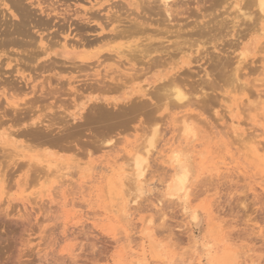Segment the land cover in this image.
Segmentation results:
<instances>
[{"label": "rangeland", "instance_id": "374dc122", "mask_svg": "<svg viewBox=\"0 0 264 264\" xmlns=\"http://www.w3.org/2000/svg\"><path fill=\"white\" fill-rule=\"evenodd\" d=\"M22 1L32 9L35 22H51L49 28L40 25L41 20L34 28L32 22L28 28L37 46L11 48L9 56L24 57L25 48L38 49L39 55L43 45L53 53L49 58L40 54V63L48 64L54 57L58 64L65 61L61 65L68 69L59 65L56 71L37 75L23 67L27 80L36 79L21 83L24 94L7 93L13 104L23 108L19 114L10 109L0 90V264H264V18L250 6L251 0H179L173 9L180 15L165 22L158 0ZM11 5L1 0V21L18 25L21 18L13 7L9 9ZM88 18L103 24L104 39L116 27L128 26L126 32H134L129 28H135L132 24L137 21L146 31L140 33L144 37L126 33L124 39L119 36L95 47L91 43L101 29L86 23ZM198 24L207 25L203 38L193 31ZM178 32L182 33L178 36ZM145 36L158 45L162 41L165 54L150 52L146 63L137 64L106 52H131L127 47L134 51ZM178 45L182 51L176 49ZM73 50L110 55L86 65L75 59ZM243 50L245 59L240 56ZM189 56L193 60L183 64ZM151 57L161 58V67H154ZM179 66L180 76L188 79L184 85L189 82L185 108L164 93L168 78L161 82L158 75ZM148 67L152 69L146 71ZM133 73H140L139 77ZM32 85L39 90L34 92ZM140 87L150 95L143 97ZM184 120L189 134L182 126ZM34 124L41 127L39 131L50 126L52 137L50 132L45 140L52 141L38 142L20 133ZM155 130L161 135L155 136L140 191L133 176L134 158L139 153L147 156ZM172 153L180 154L192 171L186 202L168 195L176 174Z\"/></svg>", "mask_w": 264, "mask_h": 264}, {"label": "bare ground", "instance_id": "6f19581e", "mask_svg": "<svg viewBox=\"0 0 264 264\" xmlns=\"http://www.w3.org/2000/svg\"><path fill=\"white\" fill-rule=\"evenodd\" d=\"M7 0H5V2H6ZM20 1H22V0H8V2H10V7L11 8H9L10 10L12 9V7L17 11L16 13H18V16H19V18H21V19H19L20 21H19V23H18V25L16 26L15 25V23L13 24V25H9L8 24V20H7V24L5 23V22H3V20L1 21V15H0V90H1V95L2 96H4L5 97V99H6V101L8 102V105H9V107H10V109L11 108H13L14 110H15V112L17 113L18 111H20L21 109H23V108H20L18 105H15V104H13L10 100H11V98H13V97H11V96H8L7 97V93L9 94V92L11 93V91H12V93H19V94H24L23 92L24 91H22L21 89L23 88V86L22 85H25V84H21V83H23L24 81H30L31 80V82H35L34 80L36 79H33V81H32V79L30 78L29 79V77H28V80H27V75H25L24 74V70H22V68L23 67H25V68H29V69H33V71L34 72H40L41 73V75H44L45 74V72H50L51 70H53L54 68H57L59 65H63V63L65 62H63V63H61V64H58L57 62H55V61H57L54 57L52 58V60H51V58H50V61H52V62H50V63H48L47 64V60H45V62H46V64L45 63H40L39 61V56H40V54L41 55H44V54H46L47 55V58H49V56H51V54L53 53L52 51L50 52V50L51 49H48L47 47H44L43 45H42V49H41V53L38 55L37 53H38V49L36 50V49H32V50H29V49H26L25 48V50H24V53H21V55H23L24 57H20L19 59H13V58H11L10 56H9V54L10 53H8V52H10V49L12 48H15V47H27V46H32V45H34L36 42H35V40L33 39V37H32V35L30 34V32H29V29L30 28H28V27H30L32 24V22H35L33 19H32V17H34L33 15L31 16V14L30 13H32V12H30V11H32V9L30 10V9H28L27 7H24V6H28V5H26V4H24V3H22V2H20ZM211 1V0H210ZM214 1V0H213ZM217 1V0H216ZM219 1V0H218ZM227 1V0H226ZM240 1V0H239ZM249 1V0H248ZM3 2L4 1H2V4H3ZM41 2V1H40ZM89 2V1H88ZM158 2L160 3L161 2V7L160 8H162V6H163V11H164V18L166 17V19H164V22L166 21V20H170V18H171V21H172V18H173V16H177V15H180L179 14V12H177L176 10H174L173 8L174 7H176L177 5H178V2H179V0H158ZM215 2V1H214ZM222 2V1H221ZM250 2V1H249ZM0 3H1V0H0ZM44 3H46L45 1H44ZM55 3V2H54ZM114 3V2H113ZM115 3H117V2H115ZM120 3V2H119ZM140 3V2H139ZM152 3V2H151ZM213 3V2H212ZM217 3V2H216ZM253 3V4H252ZM23 4H24V6H23ZM111 4V3H110ZM121 4H122V2H121ZM247 4H249V3H247ZM246 4V5H247ZM8 5V4H7ZM38 5H40V4H38ZM123 5V4H122ZM144 4H142V6H143ZM148 5V4H147ZM252 5H254V7L255 8H257L258 10H259V14H261V15H263V18H264V0H251V5L250 6H252ZM111 6V5H110ZM145 6V5H144ZM39 7V6H38ZM46 7V6H45ZM106 7V6H105ZM117 7H118V4H117ZM123 7V6H122ZM133 7H134V5H133ZM139 7H141V6H139ZM180 7V6H179ZM207 7V6H206ZM205 7V8H206ZM246 7V6H245ZM244 7V8H245ZM249 7V6H248ZM1 8V7H0ZM32 8V7H31ZM47 8V7H46ZM45 8V9H46ZM120 8V7H119ZM126 8V7H125ZM128 8V7H127ZM145 8V7H144ZM204 8V9H205ZM247 8V7H246ZM13 9V10H14ZM44 9V8H43ZM93 9V8H92ZM122 8H120V10H121ZM151 9V8H150ZM157 9V8H156ZM209 9H210V7H209ZM242 10H244L243 8H241ZM249 9V8H248ZM55 10V9H54ZM91 10V9H90ZM119 9H118V11H120ZM133 10V9H132ZM198 10H200L199 8H198ZM208 10V9H207ZM247 10V9H246ZM250 10V9H249ZM36 11V10H35ZM45 11V10H44ZM50 11V10H49ZM53 11V10H52ZM78 11V10H77ZM134 11V10H133ZM151 11H153V12H155L154 10H152L151 9ZM159 11H160V9H159ZM163 11H160V12H162V14H163ZM13 12V11H12ZM11 12V13H12ZM90 12V11H89ZM97 12V11H96ZM99 12V11H98ZM110 12V11H109ZM145 12V11H144ZM143 12V13H144ZM244 12V11H243ZM247 12V11H246ZM246 12H244V13H246ZM249 12V11H248ZM254 12H256V11H254ZM2 13L4 14V12H3V10H2ZM10 13V12H9ZM10 13V14H11ZM46 13V12H45ZM78 13V12H77ZM79 13H81V12H79ZM95 13V12H94ZM114 13V12H113ZM131 13V12H130ZM140 13V12H139ZM150 13V12H149ZM155 13H158V12H155ZM155 13H153V15L155 14ZM1 14V13H0ZM2 14V15H3ZM7 14V13H6ZM97 14V13H96ZM138 14V13H137ZM136 14V15H137ZM158 14H160V13H158ZM157 14V15H158ZM174 14H177V15H174ZM246 14H248V13H246ZM246 14H244V15H246ZM252 15L254 14V13H251ZM13 15V14H12ZM15 15V14H14ZM63 15V14H62ZM121 15H123V14H121ZM131 15H134V13L132 12V14ZM150 15V14H149ZM151 15H152V12H151ZM261 15H260V17H261ZM4 17H5V14L3 15ZM7 16V15H6ZM16 16H17V14H16ZM114 16V15H113ZM119 16V15H118ZM129 16H130V14H129ZM156 16V15H155ZM206 16V15H205ZM248 16H250L249 14H248ZM69 17V16H68ZM77 17V16H76ZM91 17V16H90ZM93 17V16H92ZM107 17V16H106ZM128 17V16H127ZM141 17V16H140ZM144 16H142V18H143ZM150 17V16H149ZM160 17V16H159ZM162 17V16H161ZM200 17V16H199ZM246 17V16H245ZM255 17H257V16H255ZM260 17L258 16V18L260 19ZM7 18H9V17H7ZM110 18H111V16H110ZM118 18V17H117ZM155 18V17H154ZM66 19H68V18H66ZM65 19V20H66ZM82 19V18H81ZM84 19H86V18H84ZM84 19H83V21H84ZM134 19V18H133ZM146 18H144V20H145ZM156 19V18H155ZM161 19V18H160ZM160 19H159V21H160ZM163 19V18H162ZM243 19H244V17H243ZM247 19V18H246ZM258 19V20H259ZM4 20H5V18H4ZM39 20H41V21H44L43 23L41 22L40 23V25H42V26H44V25H47V23H49V22H51L50 20L47 22V21H45V20H42V19H39ZM38 19H37V21L38 22H40ZM63 20V19H62ZM61 20V21H62ZM79 20V19H78ZM97 20V19H96ZM110 20H112L113 21V19H110ZM137 20V19H136ZM143 20V19H142ZM148 20H150V19H148ZM176 20V19H175ZM252 20V19H251ZM256 20H257V18H256ZM9 21H11V20H9ZM36 21V22H37ZM67 21V20H66ZM106 21V20H105ZM105 21H104V23H105ZM155 21V20H154ZM158 21V19L156 20V22ZM163 21V20H162ZM212 21H215V20H212ZM217 21V20H216ZM264 21V20H263ZM33 23V26H34V28H36V26H38V22L37 23ZM86 23H88L91 27H100V29H101V33L99 34V36H98V39L97 40H94V41H92V43L91 44H95V47H96V45L98 46L99 44H103V43H105V42H108L109 40H113V39H115V38H119V36H121V38L122 37H126L125 36V34L127 33L126 31H127V27L126 28H121L122 30H118L117 28H119V27H116V28H114V29H112V31L110 30V34L111 35H109V34H107L109 37H108V39H104L105 37L103 36V35H105L104 34V31H105V27L103 26V24L102 23H99V22H97V21H93V20H91V18H88V21H85ZM84 22V23H85ZM119 22V21H118ZM126 22V21H125ZM129 22V21H128ZM135 22V21H134ZM153 22V21H152ZM250 22V21H249ZM13 23V22H12ZM111 23V22H110ZM140 22L139 21H137V22H135V23H133L132 24V22H131V24L132 25H134L135 26V28L134 27H132V28H134V29H130L129 28V30H133L136 34L138 33V34H144V32L146 31V27L145 28H143V22L141 23V24H139ZM155 23V22H154ZM218 23V22H217ZM51 24V26H52V23H50ZM67 24V23H66ZM65 24V25H66ZM128 24V23H127ZM215 24V23H214ZM213 24V25H214ZM220 24V23H219ZM241 24V23H240ZM243 24V23H242ZM9 25V26H8ZM81 25V24H80ZM87 25V24H86ZM116 25V24H115ZM156 25V24H155ZM162 25V24H161ZM168 25V24H167ZM192 25V24H191ZM195 25V24H194ZM199 25V24H198ZM198 25H197V27H195L194 29H196V31L193 29V31H194V33H196L197 34V36H200V37H202L204 34H207V25L205 26H203L202 25V27L200 26V27H198ZM210 25V24H209ZM212 25V27H214ZM226 25V24H225ZM48 26V28H49V24L47 25ZM46 26V27H47ZM112 26H114V25H112ZM119 26V25H118ZM124 26V25H123ZM122 26V27H123ZM189 27H190V25H188ZM228 26V25H227ZM244 26V25H243ZM246 26V25H245ZM58 27H60V26H58ZM70 27V26H69ZM76 27V26H75ZM78 27V26H77ZM130 27H131V25H130ZM172 27V26H171ZM205 27V28H204ZM211 27V26H210ZM257 27V26H256ZM33 28V27H32ZM33 28V29H34ZM71 28V27H70ZM175 28V27H174ZM216 28V27H215ZM227 28H229V27H227ZM40 29H41V27H40ZM60 29V28H59ZM111 29V28H110ZM238 29V28H237ZM245 29H246V27H245ZM41 30H43V29H41ZM44 30H47V29H44ZM177 29H175V31H176ZM210 30V29H209ZM80 31V30H79ZM156 31V30H155ZM154 31V32H155ZM161 31V30H160ZM174 31V32H175ZM180 31V30H179ZM183 31V30H182ZM31 32H32V30H31ZM58 32V31H57ZM134 32H128L127 33V35L129 34V33H131L130 35H131V38H132V35H134V34H132V33H134ZM158 32V31H157ZM185 32V31H184ZM188 32V31H187ZM236 32V31H235ZM259 32V31H258ZM62 33V32H61ZM60 33V34H61ZM67 33V32H66ZM108 33V32H107ZM159 33V32H158ZM161 33V32H160ZM159 33V34H160ZM176 33V32H175ZM179 33L180 32H178V36H179ZM182 33V32H181ZM180 33V34H181ZM209 33V32H208ZM211 33H212V30H211ZM210 33V34H211ZM228 33H229V31H228ZM227 33V34H228ZM248 33V32H247ZM35 34V33H34ZM33 34V36H35ZM48 34H50V33H48ZM89 34V33H88ZM140 34V35H141ZM158 34V35H159ZM163 33H161V35H162ZM164 34H167V33H164ZM177 34V33H176ZM186 34V33H185ZM222 34V33H221ZM226 34V33H225ZM244 34V33H243ZM242 34V35H243ZM261 34V33H260ZM245 35V34H244ZM264 35V34H263ZM86 36V35H85ZM106 36V35H105ZM137 36V35H136ZM141 36H143V35H141ZM239 36H241V35H239ZM66 37H68V36H66ZM82 36H80V38H81ZM84 37V36H83ZM87 37V36H86ZM85 37V38H86ZM95 37V36H94ZM128 38L130 37V36H127ZM144 37V36H143ZM146 37V36H145ZM174 37H175V35H174ZM200 37H198V38H200ZM44 38V37H43ZM102 38V39H101ZM124 38H122V39H124ZM127 38V39H128ZM182 38V37H181ZM203 38V37H202ZM220 38H222V37H220ZM236 38V37H235ZM41 39V38H40ZM64 39V38H63ZM130 39V38H129ZM128 39V40H129ZM170 39V38H169ZM186 39H187V37H186ZM62 40V39H61ZM74 40V39H73ZM144 40V39H143ZM140 41V43H141V45H138V44H136L137 45V48L133 51V49H129V47H127V46H125V47H127L128 48V50H131V52L129 51V52H124V51H116L115 49V51H112V50H109V51H106V52H108V53H114V56L115 57H117L119 60H124V61H126V60H128L127 62H132L133 60H136V62H138L137 64H140V61H142V63L144 62V59L146 58V57H150V52L151 53H155V54H160V56L161 55H163V54H165V52L167 51V47L166 46H163V43H159V45H158V42H156V40L155 39H153L151 36L150 37H146L145 38V40L144 41ZM185 40V39H184ZM199 40V39H198ZM236 40V39H235ZM158 41H160V40H158ZM182 41V40H181ZM186 41H188V40H186ZM42 42V41H41ZM82 42H83V40H82ZM87 42H89V41H87ZM179 42V41H178ZM178 42H176V43H174V45L175 44H179ZM70 43V42H69ZM73 43V42H72ZM139 43V44H140ZM142 43H144L143 45H142ZM184 42L182 41V44H183ZM186 43V42H185ZM42 44V43H41ZM58 44V43H57ZM60 44V43H59ZM68 44V43H67ZM157 44V45H156ZM181 44V45H182ZM78 45V44H77ZM86 45V44H85ZM35 46V45H34ZM33 46V47H34ZM36 46H37V43H36ZM69 46V45H68ZM134 46V45H133ZM169 46V45H168ZM86 48H87V46H85ZM88 47H90V46H88ZM100 47H103V45L102 46H100ZM124 47V46H123ZM170 47V46H169ZM172 47V46H171ZM176 47V49L177 50H180V51H182L181 50V48H179V45H178V47L177 46H175ZM28 48V47H27ZM39 48V47H38ZM67 47L66 46H64L63 47V49H66ZM70 48V47H69ZM79 48V47H78ZM127 48H125V49H127ZM134 48V47H133ZM185 48V47H184ZM190 48V47H189ZM198 48V47H197ZM217 48V47H216ZM12 49H11V52H12ZM74 49V48H73ZM102 49V48H101ZM166 49V50H165ZM191 49V48H190ZM14 50V49H13ZM121 50V49H120ZM124 50V49H123ZM127 50V51H128ZM192 50V49H191ZM15 51L17 52V50L15 49ZM21 52L23 51L22 49L20 50ZM20 51H18V52H20ZM26 51V52H25ZM99 52H97V53H82V54H78L77 52H75L74 50L72 51V55H74L75 56V59H77V60H79V63L80 64H86V65H89L90 63H91V61H94L95 59H97V60H100L102 57H106V55H108V54H106V53H104V52H102V51H100V50H98ZM168 51H169V49H168ZM202 51V50H201ZM43 52H44V54H43ZM82 52V51H81ZM171 52V51H170ZM175 52V51H174ZM179 52V51H178ZM186 52H188V51H186ZM202 52H204V51H202ZM133 53H135V54H133ZM168 53V52H167ZM172 53V52H171ZM201 53V52H200ZM15 54V53H14ZM132 54V55H131ZM169 54V53H168ZM179 54V53H178ZM194 54V53H193ZM196 54V53H195ZM202 54V53H201ZM15 55H17V54H15ZM19 55V54H18ZM17 55V56H18ZM110 55V54H109ZM108 55V56H109ZM112 55V54H111ZM217 55V54H216ZM221 55V54H220ZM16 56V57H17ZM45 56V55H44ZM53 56V55H52ZM128 56H132L131 58L129 57L128 58ZM219 56V55H218ZM240 56H242V58H246L247 56H246V52L243 50L242 52H241V55ZM239 56V57H240ZM16 57H14V58H16ZM138 57H139V60H138ZM158 58H159V56H157ZM176 57H178L179 58V56L177 55ZM185 57V56H184ZM215 57H217V56H215ZM220 57V56H219ZM224 57V56H223ZM152 58V57H151ZM189 58V59H188ZM227 58V57H226ZM230 58V57H229ZM46 59V58H45ZM55 59V61H53ZM104 59V58H103ZM161 59V58H160ZM154 60L153 58L152 59H150L151 61H152V65L154 66V67H156V68H159V67H161V63H162V61L161 60ZM187 61H183L182 63L183 64H185V65H189L190 64V62H191V60H193V59H191L190 58V56L189 57H187ZM211 59V58H210ZM243 59V60H244ZM4 60H6L5 62H4ZM164 60V59H163ZM167 60V59H166ZM185 60V59H184ZM198 60V59H197ZM223 60V59H222ZM227 60V59H226ZM229 60V59H228ZM231 60V59H230ZM123 61V62H124ZM195 61V60H194ZM225 61V59L223 60V62ZM15 62V64H13ZM62 62V61H61ZM99 62V61H98ZM106 62V61H105ZM116 62V61H115ZM122 62V63H123ZM149 62V60L147 61V64H149L148 63ZM220 62V61H219ZM244 62V61H243ZM242 62V63H243ZM250 62V61H249ZM60 63V62H59ZM119 63V62H118ZM117 63V64H118ZM121 63V62H120ZM121 63V64H122ZM125 63V62H124ZM144 63H146V62H144ZM143 63V64H144ZM169 63V62H168ZM65 64H67V63H65ZM65 64L63 65V66H65ZM75 64H77V63H75ZM75 64H73V65H75ZM131 64V63H130ZM165 64V63H164ZM182 64V65H183ZM213 64H218L217 62H215V63H213ZM221 64H222V62H221ZM61 65V66H62ZM73 65H72V67H73ZM126 65V64H125ZM180 65V64H179ZM182 65H181V67H182ZM60 66V67H61ZM62 66V68L63 69H65L66 67V69H68V66H66V67H63ZM78 66V65H77ZM76 65H75V68L77 67ZM81 66V65H80ZM165 66V65H164ZM163 66V67H164ZM178 66V65H177ZM60 67H58V69L60 68ZM70 67V66H69ZM79 67V66H78ZM77 67V68H78ZM83 67V66H82ZM88 67V66H87ZM94 67V66H93ZM99 67V66H98ZM121 67H123V66H121ZM151 67V66H150ZM153 67V68H154ZM167 67V66H166ZM180 67V66H179ZM179 67H177V69H175V68H172L170 71H168V72H166V73H164L163 71H161V72H159V80H161V82L162 81H165V79H167L168 78V80H167V85H165V84H163V87H162V90L164 91V93L166 92V93H169V94H171V95H173V99L172 100H174L173 102H174V104H176L177 103V105H179V107L180 108H185L184 106H186L187 104H188V102H187V93H185V92H187V91H185V86L189 83H187L186 85H184L185 83V80L187 79V78H185V79H183L181 76H180V70H181V67L179 68ZM216 67V66H215ZM222 67V66H221ZM75 68H69V69H72L74 72H76L74 69ZM134 68V67H133ZM184 67H182V69H183ZM223 68V67H222ZM24 69V68H23ZM28 69V70H29ZM80 69V68H79ZM90 69V68H89ZM88 68H87V71L89 70ZM93 69V68H92ZM124 69V68H123ZM132 69V68H131ZM131 69L130 70H128V71H131ZM149 69V71H150V69H152V68H147L146 69V71ZM242 69V68H241ZM26 70V69H25ZM31 70H29V71H31ZM55 70V69H54ZM122 70V69H121ZM124 70H126V69H124ZM135 70H136V72H138L137 71V68H135ZM139 70V69H138ZM163 70V69H162ZM223 70H225V69H223ZM227 70H228V68H227ZM240 70V69H239ZM56 71V70H55ZM58 71H60V70H58ZM63 71V70H62ZM61 71V72H62ZM79 71V70H78ZM82 71V70H81ZM84 71V70H83ZM85 71H86V69H85ZM132 71H134L133 69H132ZM142 71V70H141ZM146 71H144L143 70V72H146ZM167 71V70H166ZM33 72V73H34ZM39 72H38V74L37 75H40L39 74ZM53 72V71H52ZM51 72V73H52ZM102 72V71H101ZM135 72V71H134ZM135 72V73H136ZM44 73V74H43ZM56 73V72H55ZM71 73V72H70ZM125 73H127V72H125ZM135 73H133V74H135ZM141 73V72H140ZM140 73H138V74H140ZM234 73V72H233ZM47 74V73H46ZM88 74H90V73H88ZM109 74H111V73H108V75ZM132 74V73H131ZM138 74L136 75L135 74V77L136 76H138ZM147 74L148 73H145L143 76H147ZM210 74V73H209ZM239 74V73H238ZM36 75V74H35ZM94 75V74H93ZM116 75V74H115ZM125 75V74H124ZM170 75V76H169ZM206 75V74H205ZM90 76V75H89ZM122 76V75H121ZM126 76V75H125ZM129 76V75H128ZM127 76V77H128ZM132 76H134V75H132ZM142 76V75H141ZM198 76V75H197ZM207 76H208V74H207ZM239 76H241V75H238V77ZM38 77V76H37ZM46 77V76H45ZM73 77V76H72ZM79 77V76H78ZM77 77V78H78ZM92 77V76H91ZM90 77V78H91ZM96 77H98V75L96 76ZM102 77V79H104L103 78V76H101ZM123 77V76H122ZM129 77H131V76H129ZM139 77V76H138ZM23 80H21V79ZM48 78V77H47ZM47 78H46V81H47ZM110 78H112V77H110ZM131 78H134V77H131ZM142 78V77H141ZM156 78V77H155ZM51 79V78H50ZM56 79V78H55ZM61 79V78H60ZM89 79V78H88ZM94 79V78H93ZM136 79V78H135ZM239 79H240V77H239ZM243 79V78H242ZM21 80V81H20ZM79 80V79H78ZM115 80V79H114ZM122 80H123V78H122ZM132 80V79H131ZM158 80V81H159ZM188 80V79H187ZM193 81H194V79H192ZM50 81V80H49ZM94 81V80H93ZM92 81V82H93ZM102 81H104V80H102ZM101 81V82H102ZM112 81H113V79H112ZM117 81H119L118 80V78H117V80H116V82ZM205 81V80H204ZM210 81H212V80H210ZM85 82H87V81H85ZM91 82V81H90ZM113 82H115V81H113ZM160 82V83H161ZM195 82V81H194ZM209 82V81H208ZM262 82V81H261ZM264 82V81H263ZM62 83V82H61ZM163 83H165V82H163ZM197 83H198V81H197ZM205 83H206V81H205ZM212 83V82H211ZM229 83V82H228ZM31 84V83H30ZM66 84V83H65ZM120 84V83H119ZM195 84V83H194ZM96 85V84H95ZM204 85V84H203ZM238 85V84H237ZM236 85V86H237ZM264 85V84H263ZM31 86V85H30ZM33 86V85H32ZM112 86V85H111ZM122 87H123V85H121ZM188 86V85H187ZM190 86L192 87V88H195V86H193V84L192 83H190ZM201 86V85H200ZM109 87V86H108ZM205 87V86H204ZM27 88V87H26ZM28 88H29V86H28ZM36 88H38V86L36 87ZM36 88H35V86H33V91L34 92H37V90H39V88L36 90ZM79 88V87H78ZM87 88V87H86ZM117 88H119V86H117ZM116 88V89H117ZM143 88H145V86L143 87ZM142 87H140V89H139V93H141V95L143 96V97H148L150 94H149V91L148 90H144ZM187 88V87H186ZM205 88H207V85H206V87ZM242 88V87H241ZM246 88V87H245ZM24 89V88H23ZM30 89H31V87H30ZM35 89V90H34ZM81 89V88H80ZM89 89V88H88ZM107 89V88H106ZM108 89H110V88H108ZM113 89H114V87H113ZM190 89V88H189ZM188 89V90H189ZM198 89V88H197ZM43 90H44V87H43ZM57 90V88L55 89V91ZM77 90H79V89H77ZM82 90V89H81ZM86 90V89H85ZM111 90V89H110ZM124 90V89H123ZM14 91V92H13ZM22 91V92H21ZM59 91V90H58ZM62 91H64V90H62ZM68 91V90H67ZM80 91V90H79ZM109 91V90H108ZM190 91V90H189ZM189 91H188V93H189ZM201 91H203V89H201ZM21 92V93H20ZM33 92V93H34ZM60 92V91H59ZM58 92V93H59ZM70 92V91H69ZM75 92V91H74ZM78 92V91H77ZM113 92V91H112ZM153 92V91H152ZM151 92V93H152ZM162 92V91H161ZM43 93V92H42ZM61 93V92H60ZM66 93V92H65ZM64 93V94H65ZM76 93V92H75ZM78 93H81V92H78ZM110 93V92H109ZM156 93V92H155ZM158 93V92H157ZM51 94V93H50ZM67 94H69V93H67ZM73 94V93H72ZM190 94L191 93H189V98H190ZM193 94H194V92H193ZM35 95V94H34ZM52 95V94H51ZM63 95V94H62ZM158 95H160V93L158 94ZM158 95H156V96H158ZM259 95H262V94H259ZM2 96H0V97H2ZM17 96V95H16ZM66 96V95H65ZM155 96V97H156ZM163 96V95H162ZM192 96V95H191ZM11 97V98H10ZM15 97V96H14ZM78 97H80L79 95H78ZM152 97V96H151ZM165 97H166V95H165ZM165 97L163 98V99H165ZM168 97V96H167ZM262 97V96H261ZM260 97V98H261ZM264 97V96H263ZM158 98V97H157ZM170 98V97H169ZM140 99V98H139ZM31 100V99H30ZM35 100H37V99H35ZM136 100V99H135ZM166 100V99H165ZM169 100V99H168ZM132 101H134V100H132ZM163 101V100H162ZM30 102V101H29ZM128 102V101H127ZM137 102V101H136ZM17 103V102H16ZM171 104H172V102H170ZM169 103V104H170ZM187 103V104H186ZM19 104H20V102H19ZM27 104V103H26ZM127 104V103H126ZM23 105V104H22ZM25 105V104H24ZM24 105H23V107H24ZM32 105V104H31ZM31 105H29V106H31ZM63 105V104H62ZM138 105V104H137ZM143 107H144V105H143V103L141 104ZM158 105V104H157ZM163 105V104H162ZM176 105V108L178 107ZM189 105H192V104H189ZM117 106V105H116ZM125 106V105H124ZM145 106H146V104H145ZM149 106V105H148ZM155 106H156V104H155ZM159 106V105H158ZM18 107L20 108L19 110H18ZM33 107V106H32ZM153 107V106H152ZM173 107H175V106H173ZM27 108V107H26ZM29 108V107H28ZM27 108V109H28ZM136 108H138V107H136ZM149 108H150V106H149ZM156 108V107H155ZM30 109H32V108H30ZM29 109V110H30ZM139 109H140V107H139ZM241 109V108H240ZM12 110V109H11ZM14 110H12L13 112H14ZM126 110H127V108H126ZM146 110V109H145ZM149 110V109H148ZM156 110V109H155ZM235 110V109H234ZM23 111V110H22ZM25 111V110H24ZM106 111V110H105ZM141 111H143V110H141ZM6 112H7V110H6ZM14 112V113H15ZM124 112H125V109H124ZM149 112V111H148ZM26 113V112H25ZM25 113L23 112V115H25ZM145 113V112H144ZM18 114H19V112H18ZM27 114H28V112H27ZM126 114V113H125ZM141 114V113H140ZM16 116H17V114H15ZM21 115H22V113H21ZM111 115V114H110ZM127 115V114H126ZM134 114H131V116H133ZM5 116V115H4ZM98 116V115H97ZM128 116V115H127ZM126 116V117H127ZM130 116V117H131ZM140 116V115H139ZM29 117V116H28ZM96 117V116H95ZM103 117V116H102ZM124 117V116H123ZM24 118V117H23ZM98 118V117H97ZM111 118V117H110ZM128 118V117H127ZM132 118V117H131ZM151 119V118H150ZM17 120V119H16ZM21 121V120H20ZM86 121V120H85ZM109 121V120H108ZM120 121V120H119ZM151 121H153V119L151 120ZM155 121V120H154ZM187 120H184L183 121V128L185 129V133H187V134H189L190 132H191V130H190V126L187 124V122H186ZM19 122V121H18ZM110 122V121H109ZM156 122H157V119H156ZM189 122V121H188ZM158 123V122H157ZM110 124H111V122H110ZM38 124H34V125H31L32 126V128L30 127V128H28L27 130H25V129H23V130H25V131H22L21 130V134H22V132H23V134H24V136H28L29 138L31 137L32 138V140L34 139V140H36V141H38V142H43V141H52L51 139H48V140H45V138H48L49 136L48 135H50L51 134V137H52V128L50 127V126H45L46 127V129L45 128H42V129H40V130H42V131H39V128H41L40 126L38 127L37 126ZM12 126V125H11ZM182 126H181V128H182ZM29 127V126H28ZM37 127H38V129H37ZM182 128V129H183ZM37 129V130H36ZM177 130V129H176ZM179 130V129H178ZM10 131V130H9ZM16 131V130H15ZM112 131V130H111ZM114 131V130H113ZM51 132V133H50ZM157 130H155V132L153 133L154 134V136H152V137H150L151 139L148 141V146H147V149H146V154H147V156L145 155H141L139 152V154L136 156L135 154V158H134V164H133V167H134V171L135 172H133L135 175H133V176H136L135 178L137 179L136 181H138V183H139V189H140V191H142V184H144L143 183V178L145 177V172H146V168H147V163H149V161H150V159H148V157L150 156L149 155V153H151L152 152V150H151V148H155L154 146H155V142H154V139H155V136H160L161 134H157ZM17 133V132H16ZM20 133H18V134H20ZM50 133V134H49ZM152 134V133H151ZM152 134V135H153ZM198 134V133H197ZM191 135V134H190ZM151 136V135H150ZM27 137V138H28ZM148 137V136H147ZM188 137H190V136H188ZM54 138V137H53ZM41 140V141H40ZM54 140V139H53ZM145 141V140H144ZM4 148V147H3ZM2 148V149H3ZM182 148V147H181ZM262 148V147H261ZM144 149H145V147H144ZM6 150H8V149H6ZM5 150V151H6ZM261 150H263V149H261ZM9 151H11L10 149H9ZM8 151V152H9ZM142 151V150H141ZM151 151V152H150ZM7 152V153H8ZM11 152H14V151H11ZM144 152V151H143ZM7 153H5V154H7ZM17 153V152H16ZM142 153V152H141ZM145 153V152H144ZM173 155L170 157V161L172 162V163H176V174H175V176H174V179H173V181H172V183H171V185L169 186V192H168V195L171 197V198H177V199H181V200H183L184 202H186L187 200H188V195H189V193L187 192V185H188V182H189V179H190V174L192 173V171H191V173H190V168H189V166L190 165H188V163H187V161H185L184 159H182V157H181V155L180 154H176V153H172ZM11 155V154H10ZM149 155V156H148ZM184 155V154H183ZM261 156V155H260ZM132 158V157H131ZM149 160V161H148ZM150 164V163H149ZM27 165V164H26ZM28 166V165H27ZM149 167V166H148ZM43 168V167H42ZM133 169V168H132ZM32 171V170H31ZM52 171V170H51ZM110 171V170H109ZM35 172V171H34ZM44 172V171H43ZM37 173V172H36ZM41 173V172H40ZM47 173H48V171H47ZM52 173V172H51ZM39 175V174H38ZM198 177V176H197ZM130 179H131V177H130ZM146 180V179H145ZM190 183V182H189ZM190 187V186H189ZM165 188V187H164ZM139 191V190H138ZM144 191V190H143ZM146 191V190H145ZM142 193V192H141ZM144 193V192H143ZM142 193V194H143ZM185 194V196H184V198H182L181 197V195L182 194ZM192 195V194H191ZM102 207H104V206H102ZM104 209V208H103ZM105 211H106V209H105ZM193 219L194 220H196L197 219V214H194L193 215ZM212 244V243H211ZM237 255V254H236ZM209 256V255H208ZM229 256V255H228ZM230 258H231V256H229ZM228 260V259H227ZM217 261V260H216ZM222 261V260H221ZM227 262V261H226ZM225 264V263H224ZM231 264V263H230Z\"/></svg>", "mask_w": 264, "mask_h": 264}]
</instances>
